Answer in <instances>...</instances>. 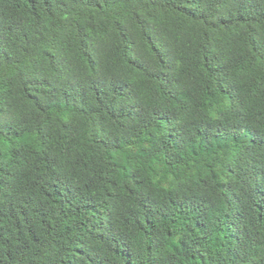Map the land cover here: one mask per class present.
<instances>
[{"label":"trees","instance_id":"1","mask_svg":"<svg viewBox=\"0 0 264 264\" xmlns=\"http://www.w3.org/2000/svg\"><path fill=\"white\" fill-rule=\"evenodd\" d=\"M0 264H264V0H0Z\"/></svg>","mask_w":264,"mask_h":264}]
</instances>
